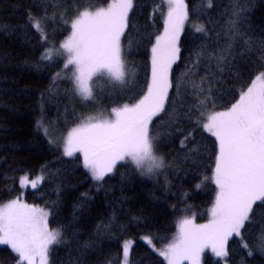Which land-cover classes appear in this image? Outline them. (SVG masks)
I'll use <instances>...</instances> for the list:
<instances>
[{
    "label": "trees",
    "instance_id": "trees-1",
    "mask_svg": "<svg viewBox=\"0 0 264 264\" xmlns=\"http://www.w3.org/2000/svg\"><path fill=\"white\" fill-rule=\"evenodd\" d=\"M110 2L0 0V205L22 198L27 204L49 213V228L60 229L63 239L50 246L48 264H123L125 241L132 242L128 264H167L159 250L177 235L178 221L190 218L196 225L207 224L215 202V184L210 179L201 182L202 177L212 176L218 150L215 137L202 128L193 131L194 139L189 145L198 150L194 164L191 153L186 159V150L180 146L183 136L164 127L168 117L153 121L160 133L156 153L165 159L166 168L151 178L138 174L133 167L118 164L117 170L103 181H95L83 166L82 154L63 155L61 138L53 135V128L65 132L89 111L134 103L146 91L151 80V46L155 35L163 32L162 13H166L167 7L165 0H134L129 27L121 41L126 83L108 85L105 91L106 86H97L95 100L86 102L73 93V85L63 78V72L53 86V76L61 72L62 62L40 59L45 41L29 25L28 14L31 12L39 18L45 5L55 7L57 18L43 26L48 42L59 47L70 35V30L66 29H70L78 11L85 8L93 11ZM240 2L248 8L246 27L250 34L264 38V0ZM186 3L192 23L185 22L181 31L180 59L172 66L173 78L184 72L188 58L193 57L201 45L222 44L218 33L226 31L224 25L236 0H214L207 14L191 11L193 6L199 8L201 0H186ZM47 13L52 16L53 8H47ZM193 23L204 24L209 29L208 36L196 33ZM234 63L233 72L239 69L240 81L228 74L217 76L211 97L214 106L209 103L207 112L230 107L238 99L241 83L252 76L253 68L248 60L237 59ZM206 70L207 65L202 64L197 69L198 75H204ZM172 95L170 89L169 96ZM38 121L43 122V128L37 126ZM180 126L192 130L187 120L180 121ZM39 173L44 180L37 188L20 186V177L28 175L32 179ZM196 183H201L199 189L195 188ZM261 228L264 224L250 228L246 223L241 230L243 242L250 247L260 244ZM144 237H150L152 243ZM226 247L228 256L224 258L205 249L200 264H264V251L253 247V255H247L248 249L242 247L241 237H230ZM0 264H16L14 253L7 245H0Z\"/></svg>",
    "mask_w": 264,
    "mask_h": 264
},
{
    "label": "snow or ice",
    "instance_id": "snow-or-ice-1",
    "mask_svg": "<svg viewBox=\"0 0 264 264\" xmlns=\"http://www.w3.org/2000/svg\"><path fill=\"white\" fill-rule=\"evenodd\" d=\"M165 4L163 32L155 35L151 46V81L146 91L134 103L113 107L107 117L103 114L82 117L80 123L61 138L63 155L82 154L83 166L95 181H103L117 170L118 164L133 167L138 174L151 178L166 168L165 159L156 154L160 133L153 124L154 118L168 117L164 127L183 136L180 146L186 150V159L191 153L194 164L198 150L192 148L189 141L194 139L193 131L202 128L215 137L218 145L212 176L201 178V182L210 179L216 186L211 219L200 225L190 218L179 220L177 235L159 250V255L168 264L184 261L200 264L205 249H210L216 257H227V242L236 236L241 237L242 247L248 249L247 255L251 256L253 247L264 251V228H261L258 245L250 247L241 236L246 223L250 228L264 224V38L250 34L246 27L248 8L236 0L224 25L226 31L218 33L222 44L201 45L193 57L188 58L184 72L173 78L172 66L180 59V33L185 22H192L186 0H165ZM213 6L214 0H201L199 8L193 6L191 11L207 14L206 10ZM49 7L53 8L52 16H48ZM160 7L158 5L157 10ZM133 8L134 0H111L107 7L78 11L70 29H66L70 30V35L59 47L48 42L43 26L57 18L55 7L45 5L39 18L30 12L29 25L45 41L40 59H55L63 65L61 72L53 76V86L63 72V78L73 85V93L87 101L93 97L90 82L94 77L106 75L110 81L123 83L126 65L121 41ZM192 26L196 33L208 36L209 29L204 24L193 23ZM237 59L249 61L252 76L241 83L238 99L226 111L207 112L209 103L214 106L211 97L217 76L228 74L240 81L239 69L233 72ZM202 64L207 65V70L204 75H198L197 69ZM170 89L173 90L171 97ZM183 120L192 125L191 131L180 126ZM37 126L43 128L44 124L38 121ZM45 134L48 135L47 129ZM164 135L167 138L168 133ZM49 143L56 141L49 140ZM43 180V176L29 180L28 175H24L19 183L22 188L30 185L35 189ZM200 187L201 183L195 184L196 189ZM48 216V212L20 199L0 207V245L9 246L16 264H48L50 246L63 239L60 229L49 228ZM144 239L152 243L150 237ZM131 243L125 241L122 245L123 264H128Z\"/></svg>",
    "mask_w": 264,
    "mask_h": 264
},
{
    "label": "rangeland",
    "instance_id": "rangeland-1",
    "mask_svg": "<svg viewBox=\"0 0 264 264\" xmlns=\"http://www.w3.org/2000/svg\"><path fill=\"white\" fill-rule=\"evenodd\" d=\"M111 3V2H110ZM108 5V4H107ZM107 5L106 6H104V7H107ZM90 11H92V10H90ZM94 11V10H93ZM181 34V33H180ZM66 39V38H65ZM151 79V78H150ZM126 80H127V76H125V80H124V82L123 83H120V82H113V81H110V79H109V77H107L106 75L105 76H102V77H99V78H96V77H94V79H93V82H90L91 83V85H92V89H93V97H92V99H90V100H95V94H96V92H95V90H96V87L98 86H102V85H104V86H106L105 88H104V91L111 85V86H115V85H117V86H119L120 84H122V85H124L125 83H126ZM151 81V80H150ZM150 81H149V83H150ZM109 85V86H108ZM76 95V94H75ZM78 98H79V100L80 101H83V102H86V100H83L80 96H78V95H76ZM88 101V100H87ZM86 103H84V105H85ZM124 104V103H123ZM123 104H121V105H119V106H122ZM119 106H116V107H119ZM113 108V107H112ZM112 108H110V109H101V108H97V109H95V110H93L92 112H90L89 111V113H86L83 117H87V116H97V115H100V114H103V116L104 117H107L108 115H109V113H110V111H111V109ZM227 109H225V110H221V111H226ZM80 123V122H79ZM75 126H77V125H75ZM74 126V127H75ZM71 130V128H69V130H67V131H65V132H58L56 129H54L53 128V135L55 136V137H57V138H62V137H64V136H66L67 135V132L68 131H70ZM62 150V149H61ZM62 153H63V151H62ZM157 154V153H156ZM158 155V154H157ZM159 156V155H158ZM160 172H162V170H160L159 171V173ZM158 173V172H157ZM38 176H42V174L41 173H39L38 174ZM38 176H36V177H38ZM35 177V178H36ZM35 178H32V179H35ZM32 179H29V180H32ZM26 188H30V189H32V187L29 185V186H27V187H23V189H26ZM15 199H20L23 203H26L22 198H15ZM14 200V199H13ZM11 201V200H10ZM10 201H8V202H10ZM8 202H6V203H8ZM6 203H4V204H6ZM4 204H1L0 205V207H2ZM27 204V203H26ZM29 205V204H28ZM30 206H32V205H30ZM33 207H36V206H33ZM36 208H39V207H36ZM39 209H41V208H39ZM211 219V218H210ZM209 222V221H208ZM207 222V223H208ZM205 224V223H204ZM166 260V259H165ZM166 263L168 264V262H167V260H166Z\"/></svg>",
    "mask_w": 264,
    "mask_h": 264
}]
</instances>
